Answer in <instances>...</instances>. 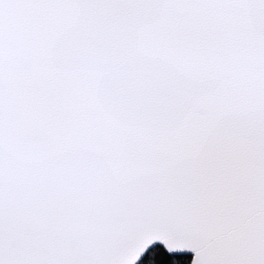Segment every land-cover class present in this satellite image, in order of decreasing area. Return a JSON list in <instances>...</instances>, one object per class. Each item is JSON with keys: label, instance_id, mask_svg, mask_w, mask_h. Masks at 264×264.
Returning <instances> with one entry per match:
<instances>
[{"label": "snow or ice", "instance_id": "6c2138e0", "mask_svg": "<svg viewBox=\"0 0 264 264\" xmlns=\"http://www.w3.org/2000/svg\"><path fill=\"white\" fill-rule=\"evenodd\" d=\"M0 264H264V0H0Z\"/></svg>", "mask_w": 264, "mask_h": 264}]
</instances>
